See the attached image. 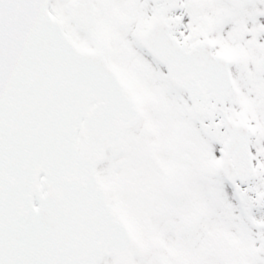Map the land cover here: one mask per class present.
<instances>
[{
	"label": "snow or ice",
	"instance_id": "6c2138e0",
	"mask_svg": "<svg viewBox=\"0 0 264 264\" xmlns=\"http://www.w3.org/2000/svg\"><path fill=\"white\" fill-rule=\"evenodd\" d=\"M0 264H264V0H0Z\"/></svg>",
	"mask_w": 264,
	"mask_h": 264
}]
</instances>
